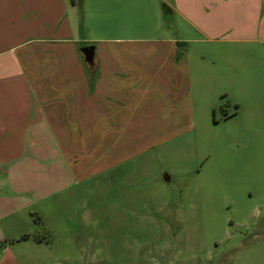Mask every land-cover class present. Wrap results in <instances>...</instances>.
<instances>
[{"label":"crops","instance_id":"1","mask_svg":"<svg viewBox=\"0 0 264 264\" xmlns=\"http://www.w3.org/2000/svg\"><path fill=\"white\" fill-rule=\"evenodd\" d=\"M117 13L126 37H85ZM246 49L264 56V0H0V168L31 190L41 160L67 155L77 173L88 155L112 180L139 152L138 130L141 143L179 133L194 92L243 86L229 64ZM19 200L0 199V217Z\"/></svg>","mask_w":264,"mask_h":264},{"label":"rangeland","instance_id":"2","mask_svg":"<svg viewBox=\"0 0 264 264\" xmlns=\"http://www.w3.org/2000/svg\"><path fill=\"white\" fill-rule=\"evenodd\" d=\"M123 18L85 37H126ZM262 55L246 49L230 61L243 86L194 92V120L181 132L141 143L138 130L139 152L112 180L88 155L77 173L67 155L41 160L31 190L0 168V199L21 200L0 217L2 264H264Z\"/></svg>","mask_w":264,"mask_h":264},{"label":"water","instance_id":"3","mask_svg":"<svg viewBox=\"0 0 264 264\" xmlns=\"http://www.w3.org/2000/svg\"><path fill=\"white\" fill-rule=\"evenodd\" d=\"M91 50H92L91 46L82 48V51L85 54V59L87 62H91V52H92Z\"/></svg>","mask_w":264,"mask_h":264},{"label":"trees","instance_id":"4","mask_svg":"<svg viewBox=\"0 0 264 264\" xmlns=\"http://www.w3.org/2000/svg\"><path fill=\"white\" fill-rule=\"evenodd\" d=\"M162 9H163L164 14H167L170 12L169 8L165 4H162ZM23 237H27V235Z\"/></svg>","mask_w":264,"mask_h":264}]
</instances>
